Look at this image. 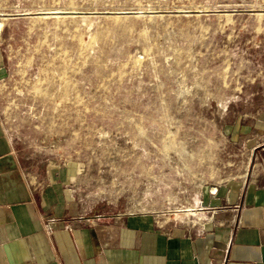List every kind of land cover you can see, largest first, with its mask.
<instances>
[{
	"label": "rangeland",
	"instance_id": "374dc122",
	"mask_svg": "<svg viewBox=\"0 0 264 264\" xmlns=\"http://www.w3.org/2000/svg\"><path fill=\"white\" fill-rule=\"evenodd\" d=\"M0 23L2 117L85 208L183 221L242 173L232 125L264 87V0H0Z\"/></svg>",
	"mask_w": 264,
	"mask_h": 264
},
{
	"label": "crops",
	"instance_id": "0c3cea01",
	"mask_svg": "<svg viewBox=\"0 0 264 264\" xmlns=\"http://www.w3.org/2000/svg\"><path fill=\"white\" fill-rule=\"evenodd\" d=\"M8 77L0 52V89ZM235 107L243 171L178 214L193 221L85 208L27 164L0 112V264H264V87Z\"/></svg>",
	"mask_w": 264,
	"mask_h": 264
},
{
	"label": "built area",
	"instance_id": "2783aa9c",
	"mask_svg": "<svg viewBox=\"0 0 264 264\" xmlns=\"http://www.w3.org/2000/svg\"><path fill=\"white\" fill-rule=\"evenodd\" d=\"M210 193L213 194V195L216 194V193H217V188H215V191H213V188H212V189L210 190Z\"/></svg>",
	"mask_w": 264,
	"mask_h": 264
},
{
	"label": "bare ground",
	"instance_id": "6f19581e",
	"mask_svg": "<svg viewBox=\"0 0 264 264\" xmlns=\"http://www.w3.org/2000/svg\"><path fill=\"white\" fill-rule=\"evenodd\" d=\"M51 13H53V14H60L61 12H57V11L55 12V11H54V12H51ZM49 14H50V13H49ZM1 26H2V25H1V23H0V28H1Z\"/></svg>",
	"mask_w": 264,
	"mask_h": 264
}]
</instances>
